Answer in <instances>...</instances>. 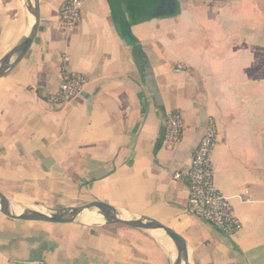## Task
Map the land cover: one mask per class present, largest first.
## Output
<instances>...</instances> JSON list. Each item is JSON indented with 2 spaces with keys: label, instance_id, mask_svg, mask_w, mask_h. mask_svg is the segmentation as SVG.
Segmentation results:
<instances>
[{
  "label": "crops",
  "instance_id": "0c3cea01",
  "mask_svg": "<svg viewBox=\"0 0 264 264\" xmlns=\"http://www.w3.org/2000/svg\"><path fill=\"white\" fill-rule=\"evenodd\" d=\"M66 1L40 0L31 49L0 79V191L28 206L98 200L154 218L188 241L195 264H264V0H83L74 32L61 25ZM27 26L24 0H0V58ZM65 71L83 73L85 88L52 102ZM176 111L185 128L170 150ZM210 116L215 181L241 221L232 236L188 210ZM171 250L143 229L0 211V264H171Z\"/></svg>",
  "mask_w": 264,
  "mask_h": 264
},
{
  "label": "built area",
  "instance_id": "2783aa9c",
  "mask_svg": "<svg viewBox=\"0 0 264 264\" xmlns=\"http://www.w3.org/2000/svg\"><path fill=\"white\" fill-rule=\"evenodd\" d=\"M83 0H67L61 7V25L66 32H74L82 20ZM184 65H179L183 68ZM87 83V77L80 72H63L59 89L49 100L58 103H67L79 96ZM185 128L184 116L180 111L169 115L165 131V146L170 150L177 149ZM218 140V127L214 117L207 121L203 135L188 171L190 194L188 210L190 213L206 220L232 236L241 228V221L235 213L231 199L217 186L215 181V167L213 154ZM181 172L175 177L180 178Z\"/></svg>",
  "mask_w": 264,
  "mask_h": 264
},
{
  "label": "water",
  "instance_id": "95a60500",
  "mask_svg": "<svg viewBox=\"0 0 264 264\" xmlns=\"http://www.w3.org/2000/svg\"><path fill=\"white\" fill-rule=\"evenodd\" d=\"M24 2L28 13V26L23 37L0 58V79L14 70L27 55L39 30L40 0H24ZM0 211L11 218L20 220L87 225H98L85 222V217L89 213L99 214L103 217V225L120 224L164 235L172 244L171 264H195L192 248L181 234L154 218L139 216L106 202L93 200L62 207L28 206L10 200L0 191Z\"/></svg>",
  "mask_w": 264,
  "mask_h": 264
},
{
  "label": "bare ground",
  "instance_id": "6f19581e",
  "mask_svg": "<svg viewBox=\"0 0 264 264\" xmlns=\"http://www.w3.org/2000/svg\"><path fill=\"white\" fill-rule=\"evenodd\" d=\"M103 221V217L95 213H89L85 217V222H87L88 224H102Z\"/></svg>",
  "mask_w": 264,
  "mask_h": 264
}]
</instances>
